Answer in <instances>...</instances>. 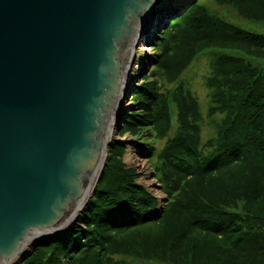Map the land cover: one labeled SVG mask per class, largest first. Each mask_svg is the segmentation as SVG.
I'll list each match as a JSON object with an SVG mask.
<instances>
[{"label":"trees","instance_id":"trees-1","mask_svg":"<svg viewBox=\"0 0 264 264\" xmlns=\"http://www.w3.org/2000/svg\"><path fill=\"white\" fill-rule=\"evenodd\" d=\"M240 19L264 24V0L195 2L153 41L155 66L134 87L137 108L122 130L165 140L149 153L169 197L165 210L148 214L158 199L136 183L125 150L111 146L88 230L37 246L23 264H264V69L255 63L264 60V34ZM207 51L214 134L204 140L199 96L183 77ZM126 197L137 207L115 216Z\"/></svg>","mask_w":264,"mask_h":264},{"label":"water","instance_id":"water-1","mask_svg":"<svg viewBox=\"0 0 264 264\" xmlns=\"http://www.w3.org/2000/svg\"><path fill=\"white\" fill-rule=\"evenodd\" d=\"M160 1L0 0V264L95 188L140 36L172 17L153 20Z\"/></svg>","mask_w":264,"mask_h":264},{"label":"rangeland","instance_id":"rangeland-1","mask_svg":"<svg viewBox=\"0 0 264 264\" xmlns=\"http://www.w3.org/2000/svg\"><path fill=\"white\" fill-rule=\"evenodd\" d=\"M192 3V5L195 2L204 3L209 2V0H187L185 3ZM211 4L213 5V1H211ZM191 6V5H190ZM188 8V7H187ZM185 9V11L187 10ZM219 10L231 14V18L234 16V12L232 9L226 7H219ZM234 19H237V17H234ZM171 20V19H170ZM241 20V19H240ZM242 27L246 29H250L252 31L262 33L264 34V24L263 23H256L252 21L247 20H241L239 23ZM166 25V24H165ZM163 25L159 30H155L154 32H151V37H148L147 39H143L142 41L139 40L138 46L136 50L134 51L135 59L131 64V70H130V77L133 78L132 80L137 81V84H141L143 81V75L148 74L152 67L155 65V56L156 52L153 48V41L157 38L159 34H161L162 29L164 28ZM155 32L157 34L155 35ZM154 35V36H153ZM140 43L145 45L147 48L143 49L140 46ZM137 53V55H136ZM208 54L203 55L192 63L190 68L185 72V76L183 77V84L187 87H191L193 92L196 94V96H199L200 100V106L202 107L203 116L205 118L202 129H203V139L209 138V136L214 134V129L210 126V119L208 118V109H209V103L210 99L208 96L209 89L205 83L206 77L209 75L210 68H211V53L208 51L206 52ZM257 65H259L261 68L264 69V60H257L255 62ZM148 71V72H147ZM144 73V74H143ZM175 85V84H174ZM174 85L170 84L167 85L169 88H174ZM132 94V92H131ZM131 94L128 98H125L126 105L130 104L129 106H132L134 102L130 99ZM126 105L123 106V110L126 109ZM137 108V106H132V108ZM219 119V116H214ZM118 122L114 124V130L112 138L119 139V141H123L124 144L128 146V149L124 153V161L126 164L130 167H136L139 172V175L136 178V182L143 188H146V190L151 193V195L158 199V206L160 208V212L162 213L165 210V206L167 205L169 201V197H167V194L164 191V186H162V183L158 179V175H156V172L153 170V167L155 166L154 162L157 161L156 155L154 157H150L148 154L140 152L139 146L142 142H149L154 143V150L155 153H157L164 145L165 140L161 139H148V138H138L135 133L130 132H124L121 130V135L117 133ZM121 136V137H120ZM82 218V214H80L79 219ZM28 245V246H27ZM25 249L23 250V253L18 257L19 259L15 260L18 264H23L25 258L37 247L34 246L33 242H30V244H27ZM30 245V246H29ZM39 245V244H37ZM36 245V246H37ZM29 248V251L25 253L26 249Z\"/></svg>","mask_w":264,"mask_h":264},{"label":"bare ground","instance_id":"bare-ground-1","mask_svg":"<svg viewBox=\"0 0 264 264\" xmlns=\"http://www.w3.org/2000/svg\"><path fill=\"white\" fill-rule=\"evenodd\" d=\"M186 1L187 0H161L160 1V6L158 8H156V9H154L156 11L154 13H157V15H155V18H153V20L157 21L158 24H159V21L162 20L165 17V15H164L165 14V11H163V9H165L167 7H170V9H171L170 10V14L172 12V17L171 18H174V17H177V16L179 17L185 11V9L187 7H189L190 5H192V3H190V2L186 4L185 3ZM160 12H162V13L160 14ZM158 14H160V15H158ZM169 21H171V20L168 19L167 22H169ZM149 22H151V23L153 22L152 21V18L149 19ZM154 25H155V22L151 26H154ZM153 30H154V28H153ZM156 34H157V32H155V35ZM148 37H151V33L149 35L148 34H146V35L144 34V35L140 36V39L139 40L142 41L143 39H147ZM140 46L143 49H146L147 48L145 45H143L141 43H140ZM136 55H137V53H136ZM134 59H135V56L133 58V61H134ZM129 77H130V75H129ZM132 79L133 78L130 77L129 80H128V82H130ZM136 85L133 86L132 93H133L134 87ZM188 88L191 89V87H188ZM126 92H127V87H126L124 93L126 94ZM131 96H132V94H131ZM124 105H126L125 95L123 93H121V95L119 97V104L116 107V109H118L116 111V114H120V112H123L124 111L123 110V106ZM129 105L130 104L126 105L127 107H126V110L124 111L125 113L122 115V118L120 120V124L116 128L117 129L116 131H117V133L119 135H121L120 132H121L122 127H123V125H124V123H125V121L127 119V113L131 110L130 109L131 106H129ZM117 117L119 118V115ZM118 118H114V122H118V120H117ZM113 128H114V125H113ZM113 128L110 130L109 136H107L108 137V143H106V145H108L107 146L108 148H107L106 152H103V154H102L103 156H105V154H107V157H106V161H104V164L101 166L100 173L97 176V182H96L95 188H92L94 192L93 191H90V192L88 191L89 192L88 197L85 200H83V202L80 204V206H79V208L77 210V214L67 222L68 224L66 226L62 227L61 229H59L57 231H50L48 233H37V235H35V238H33V244H34L35 247H37L39 245H43V244H45V246L48 247V244H51L53 241H57V240H59L61 238L66 239L67 241H70L72 239V235L70 233H71V231L73 229H81V228H83L82 230H88V228H89L88 227V224L86 226V223L85 222H87L88 220L91 219V215L89 213L90 212V203L95 198L96 192L98 190L97 187L101 183V181L103 180L102 178H104L107 175V174H105V171H106V168H107V165H108V160H109V149H110L111 146H114V147H117V146L122 147L123 150H125V151L128 149V146L126 144H124L123 141H119V139L112 138V136H113V132L112 131L114 130ZM151 148H152L151 147V143H149V142H142L140 144V146H139L140 152H142V154L146 153L149 156H150L149 153H150ZM123 158H125V157H123ZM127 167L130 168L135 173V176L136 177L139 175V172L137 171L138 169L136 167H134V166L133 167H130L128 165H127ZM153 170L155 171V166L153 167ZM110 181H111V183L109 185L106 184V187H107V189L112 190V188L114 187V177H111L110 178ZM130 190L131 189H128V193L130 192ZM130 195H134V194H130ZM118 201L121 202V203L118 205L119 210L115 214V216H117V215H119V213H123V212L131 213L137 207L136 206V203L130 197H126L124 199H119ZM80 214H82V218L79 219ZM148 214L149 215H155L156 214V211L155 212L154 211L153 212H150ZM98 217H101V216L99 215ZM97 230L98 229L92 230V232L94 233V235L97 234L96 233ZM28 244H30V242ZM37 244H39V245H37ZM28 251H29V248L26 249L25 253H27ZM11 263L12 264H18L15 260L12 261ZM65 264H67V262H65Z\"/></svg>","mask_w":264,"mask_h":264}]
</instances>
